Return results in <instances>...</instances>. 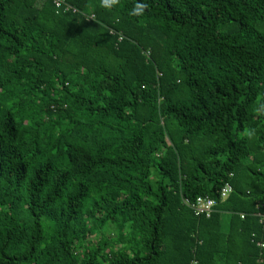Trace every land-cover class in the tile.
<instances>
[{
	"label": "trees",
	"instance_id": "1",
	"mask_svg": "<svg viewBox=\"0 0 264 264\" xmlns=\"http://www.w3.org/2000/svg\"><path fill=\"white\" fill-rule=\"evenodd\" d=\"M65 2L0 0V264H264V0Z\"/></svg>",
	"mask_w": 264,
	"mask_h": 264
},
{
	"label": "built area",
	"instance_id": "2",
	"mask_svg": "<svg viewBox=\"0 0 264 264\" xmlns=\"http://www.w3.org/2000/svg\"><path fill=\"white\" fill-rule=\"evenodd\" d=\"M55 3L57 7H61L62 5H65L67 10L73 9L74 12L77 11L75 7L66 3L65 0H55ZM85 16L87 19L90 20V19H93L95 15L91 13L87 15L85 14ZM232 191H233V186L230 183H227L221 190V196L223 198H227ZM185 203L193 209V211L195 212L197 216L204 215L207 218H210L215 213V211H217L216 210L217 201L215 198L209 195L198 196L195 200H192V201L189 199H186ZM242 218L243 219L245 218V214H242ZM259 245L261 247H264V242H259Z\"/></svg>",
	"mask_w": 264,
	"mask_h": 264
},
{
	"label": "clouds",
	"instance_id": "3",
	"mask_svg": "<svg viewBox=\"0 0 264 264\" xmlns=\"http://www.w3.org/2000/svg\"><path fill=\"white\" fill-rule=\"evenodd\" d=\"M118 3H119V0H101V5L103 7H110V6L116 5ZM147 7H148V5L146 3H137L135 5L132 13H130V14L141 16L144 14ZM246 134L249 135V137H251L252 135H254V131L248 132Z\"/></svg>",
	"mask_w": 264,
	"mask_h": 264
},
{
	"label": "rangeland",
	"instance_id": "4",
	"mask_svg": "<svg viewBox=\"0 0 264 264\" xmlns=\"http://www.w3.org/2000/svg\"><path fill=\"white\" fill-rule=\"evenodd\" d=\"M225 227H227V220H225Z\"/></svg>",
	"mask_w": 264,
	"mask_h": 264
}]
</instances>
